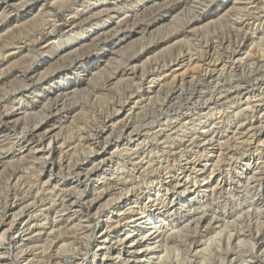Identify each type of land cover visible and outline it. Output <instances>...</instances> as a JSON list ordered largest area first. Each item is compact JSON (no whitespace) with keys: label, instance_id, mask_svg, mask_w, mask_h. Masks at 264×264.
I'll list each match as a JSON object with an SVG mask.
<instances>
[{"label":"rangeland","instance_id":"rangeland-1","mask_svg":"<svg viewBox=\"0 0 264 264\" xmlns=\"http://www.w3.org/2000/svg\"><path fill=\"white\" fill-rule=\"evenodd\" d=\"M185 1L0 0V122L10 129L0 133V264H139L137 258L145 264H264L260 169L244 175L254 158L264 164L258 145L264 141V86L258 82L264 72V1L255 10L242 0ZM201 14L205 18L196 22ZM121 29L123 36L133 35L132 43L116 49L121 54L99 57L101 49L122 39L114 38ZM104 37L113 41L105 44ZM92 38L102 39L97 52ZM211 44L213 62L206 76L208 62L202 61ZM64 47L62 56L54 55ZM81 54L88 56L76 67L100 62V77L97 71L94 78L70 66ZM28 72L35 76L33 83L23 79ZM153 72L142 88V75ZM182 73L185 82L175 83ZM74 81L81 83L77 96L49 92ZM26 85L37 93L29 96ZM120 101L128 104L120 109ZM20 104L28 109L19 110ZM40 120L47 122L43 133L50 129L47 138L53 136L61 147L31 154L21 150L17 138ZM60 158L64 165L48 184L50 172L41 165ZM100 162L103 167H97ZM200 165H209L205 176L218 170L212 184L204 181ZM93 167L106 174L97 185L87 174ZM168 177L174 180L171 186ZM222 177L226 186L218 182ZM248 177L253 178L249 187L239 185ZM145 193L172 211L180 208L179 201L194 199L192 217L179 220L176 215L171 226L163 223L155 235L157 249L149 252L147 239L141 245L132 233L140 229V218L156 214L150 206L143 215L137 211ZM23 207L13 225L14 213ZM102 246L111 248L105 257ZM124 248L133 257L119 258ZM147 253L150 259L142 262Z\"/></svg>","mask_w":264,"mask_h":264},{"label":"bare ground","instance_id":"bare-ground-1","mask_svg":"<svg viewBox=\"0 0 264 264\" xmlns=\"http://www.w3.org/2000/svg\"><path fill=\"white\" fill-rule=\"evenodd\" d=\"M60 1V0H59ZM125 1V0H124ZM127 1V0H126ZM129 1V0H128ZM188 1V0H187ZM187 1H185V3H187ZM191 1V0H190ZM243 1H245L246 2V4H248V5H250L251 6V9L252 10H255L256 8H257V6H258V4H259V0H242V2ZM264 1V0H263ZM199 2H201V1H199ZM120 3H121V1H120ZM123 3H125V2H123ZM197 3V2H196ZM204 3V2H203ZM191 4V3H190ZM123 5V4H122ZM198 5V4H197ZM124 6V5H123ZM114 7V6H113ZM115 8V7H114ZM110 9V8H109ZM112 9V8H111ZM115 9H117V8H115ZM115 9H112V10H114L115 11ZM119 10H120V7L118 8ZM194 11V10H193ZM118 12V11H117ZM1 15V14H0ZM254 15V14H253ZM205 14H201V15H199V17H198V20H195L196 22H200V21H202L204 18H205ZM92 18H94V17H92ZM128 18V17H127ZM162 18V17H161ZM248 18V17H247ZM259 18H261V19H263V17L262 16H260L259 15ZM258 18V19H259ZM84 20V19H83ZM93 20V19H92ZM257 20V19H256ZM81 21V20H80ZM86 21V20H85ZM124 22H125V20H123ZM128 21V20H127ZM45 22V21H44ZM84 22V21H83ZM87 22V21H86ZM123 22V23H124ZM159 22V21H158ZM158 22H156V23H158ZM194 22V21H193ZM223 22V21H222ZM262 22V21H261ZM85 23V22H84ZM77 24V23H76ZM80 24V23H79ZM81 25V24H80ZM118 25V24H117ZM119 25H121V24H119ZM123 25V24H122ZM129 25V24H128ZM126 26V25H125ZM190 27H192V26H190ZM117 28V27H116ZM115 28V29H116ZM127 28V27H126ZM249 28V27H248ZM17 29V28H16ZM243 29V28H242ZM106 30V29H105ZM129 30V29H128ZM107 31H109V30H107ZM110 31H112L111 29H110ZM116 31H117V29H116ZM113 32V31H112ZM115 32V31H114ZM113 32V33H114ZM109 33V32H108ZM117 33V32H116ZM119 34L118 35H114V38L115 37H118V36H122V39H118L119 41L118 42H116L115 44H112V46L111 47H106V48H104V49H101L98 53H97V55L99 56V57H101V58H105V59H108L109 57H111V56H114V55H116V54H118V53H120L121 54V52L119 51H116V49H118V48H120L121 46H126V45H128L129 44V42H131L130 40H131V38H132V36H131V38L130 37H127L126 35L125 36H123L122 34L123 33H125V30H120V32H118ZM127 34V33H126ZM156 34V33H155ZM99 35V34H98ZM98 35H97V37H98ZM101 35V34H100ZM104 35H106V32H105V34ZM110 35V34H109ZM109 35H107V36H109ZM221 35V34H220ZM235 35V34H234ZM246 36V35H245ZM96 37V36H95ZM103 37V36H102ZM101 37V38H102ZM23 38V37H22ZM89 37H85L84 39H88ZM100 38V39H101ZM105 39L103 40L104 41V43L106 44V43H108V42H111V41H113V38L112 39H110V37H104ZM93 39V38H92ZM98 39L99 38H95V39H93V43L95 42V47L97 48V50H96V52L98 51V44L101 42V40H99L98 41ZM185 39V38H184ZM220 39V38H219ZM25 40V39H24ZM80 41V40H79ZM79 41H76L77 43H79ZM85 41V40H84ZM92 41V40H91ZM222 41V40H221ZM223 42V41H222ZM73 43V45H75V43H74V41L72 42ZM71 43V44H72ZM83 43V42H82ZM132 43V42H131ZM143 43V42H142ZM215 43V42H214ZM219 43V42H218ZM228 43V42H227ZM18 44V43H17ZM84 44H85V42H84ZM223 44V43H222ZM50 45H53L52 43H50ZM72 45V46H73ZM79 45H80V43H79ZM137 46V45H136ZM215 46V45H214ZM212 44L208 47V46H206V47H208L207 48V50H206V53H205V58L203 59V61H202V63H206V62H208V64L206 65V64H204L203 66L205 67L206 66V69L204 70L205 72H204V74L207 76V73L209 72V67H210V65H212V56H211V51L213 50V47H214ZM237 46V45H236ZM102 47V46H101ZM86 49H87V47H86ZM99 49H100V47H99ZM121 49V48H120ZM217 49H218V47H217ZM216 49V50H217ZM53 50V49H52ZM68 49L66 48V47H64V48H60L59 50H55L56 52H55V54L54 55H57V56H62L66 51H67ZM77 50V49H76ZM93 50V49H92ZM91 50V51H92ZM94 50V51H95ZM215 50V49H214ZM88 51V50H87ZM86 51V52H87ZM188 51H190V50H188ZM89 52V51H88ZM215 52V51H214ZM251 52V51H250ZM217 53V52H216ZM85 54V53H84ZM212 54H214V53H212ZM232 54H233V51H232ZM235 55H236V53H234ZM233 54V55H234ZM239 54V53H238ZM81 55H83V54H81ZM89 55H90V52H89ZM168 55V54H167ZM189 55V54H188ZM217 55V54H216ZM234 55V56H235ZM69 56V55H68ZM86 56H88V55H83V56H80V55H78L77 56V58L75 59V60H73L72 62H71V64H70V66H74L75 67V70H78V71H80L79 73H83L82 75H84L85 73H87V75H95L96 74V77H97V74H98V72L99 71H101L100 69H101V67L103 66V65H101V64H97L96 63V65H94V66H85V65H82L80 68L79 67H76V66H78V64H81L82 63V61L84 60V58L86 57ZM234 56H233V58H234ZM52 57V56H51ZM64 57V56H63ZM70 57V56H69ZM202 57V56H201ZM235 57H237V56H235ZM262 57V56H261ZM67 58V57H66ZM228 58V57H227ZM248 58V57H247ZM245 59V58H244ZM249 59V61L251 60V58H248ZM68 60V59H67ZM231 60V59H230ZM246 60V59H245ZM263 60V59H262ZM248 61V62H249ZM261 61V60H260ZM65 62V61H64ZM63 62V63H64ZM178 62V61H177ZM191 62V61H190ZM236 62V61H235ZM209 63H211V64H209ZM247 63V62H246ZM67 64H68V62H67ZM253 65V64H252ZM259 65V64H258ZM152 66V65H151ZM163 66H164V64H163ZM163 66H161V67H163ZM166 66V65H165ZM200 66V65H199ZM198 66V67H199ZM66 67V66H65ZM236 67V66H235ZM239 67V66H238ZM200 68H202L201 66H200ZM251 68V67H250ZM12 69V68H11ZM162 69V68H161ZM196 69V68H195ZM198 69V68H197ZM211 69V68H210ZM221 69H223V67L221 68ZM225 69V68H224ZM259 69V68H258ZM257 69V70H258ZM102 70H103V68H102ZM155 70V69H154ZM212 70V69H211ZM97 71V73H95ZM126 69H124V71L122 70V71H120L118 74H116V76H120V75H123V74H125L126 73ZM144 71H145V69H144ZM151 71H153V70H151ZM156 71V70H155ZM154 71V72H155ZM160 71V70H159ZM212 71H216V70H212ZM221 71V70H220ZM219 71V72H220ZM260 71V70H259ZM102 72V71H101ZM154 72H153V74L151 73V75L149 74H143L142 75V77L140 78V86L143 88L144 87V85H146V81L147 80H149L152 76H154L155 74H154ZM222 72V71H221ZM95 73V74H94ZM103 73V72H102ZM146 73H147V71H146ZM148 73H149V71H148ZM212 72H210V74H211ZM250 73V72H249ZM52 74V73H51ZM258 74V73H257ZM79 75V74H78ZM178 75V74H177ZM176 75V76H177ZM204 75V76H205ZM212 75V74H211ZM258 75H261L260 76V78H262V79H260L259 81H258V79H257V81L259 82V85L260 86H264V72H263V70H261V72L258 74ZM54 76H56V74H54ZM100 76H101V74H100ZM99 76V74H98V77H100ZM175 76V80H174V82L175 83H184L185 82V80H186V74L184 73H182V75H178L177 77ZM193 76V75H192ZM213 76V75H212ZM48 77V76H47ZM97 77V78H98ZM115 77V76H114ZM39 78V77H38ZM80 78V77H79ZM94 78H95V76H94ZM23 79L25 80V81H27V82H31V83H33L34 82V80H35V76H34V74L33 73H30V72H28L27 74H25L24 76H23ZM44 80V79H43ZM193 80V79H192ZM200 80V79H199ZM24 81V82H25ZM38 81V80H37ZM41 81V80H40ZM156 80H151V82L149 83V84H154V83H156L155 82ZM195 81V80H194ZM204 81V80H203ZM231 81V80H230ZM235 82V81H234ZM23 83V82H22ZM137 83V82H136ZM253 83V82H252ZM251 83V84H252ZM25 84V83H24ZM80 82L79 81H74V82H71V83H69L67 86L65 85V84H58V85H56V87H54L53 89L51 88V89H49V92L50 91H52L53 90V92L54 93H57V92H63V94L65 93V96H67L68 97V95H74V96H77V94L79 95V86H80ZM256 86V85H255ZM22 87V86H21ZM31 87V85H26L25 86V88H30ZM24 88V87H23ZM182 88V87H181ZM209 88V87H208ZM253 88V87H252ZM252 88H251V91H252ZM33 89V87H31V89H30V91L28 92V95L29 96H34L36 93H37V91L38 90H32ZM184 89V88H183ZM243 90H245V89H243ZM130 91V90H129ZM128 91V92H129ZM162 91V90H161ZM238 91H239V89H238ZM249 91V90H248ZM14 92V91H13ZM131 92V91H130ZM40 93V92H39ZM254 93V92H253ZM48 95V90L46 89V90H44V96L45 95ZM42 95V96H43ZM61 95V94H60ZM62 96H64V95H62ZM56 97H58V96H56ZM64 98V97H63ZM264 98V97H263ZM66 99V98H65ZM2 100V99H1ZM150 100V99H149ZM260 100V99H259ZM156 101V100H155ZM48 102V101H47ZM71 103V102H70ZM120 103H122L121 101L119 102V103H117V104H120ZM250 103V102H249ZM28 104V103H27ZM47 104V103H46ZM68 104V103H67ZM98 104V103H97ZM124 104H128V103H126V101H125V103H122V104H120V105H117V107L119 106H121L120 107V109H122L123 108V105ZM58 105V104H57ZM66 105V104H65ZM79 105V104H78ZM115 105H116V103H115ZM260 105V104H259ZM51 106V105H50ZM170 106V105H169ZM228 106V105H227ZM21 109H19V110H23V109H28V108H26L24 105H22V104H20V106H19ZM57 107V106H56ZM116 107V106H115ZM126 107V106H125ZM46 108V107H45ZM59 109V108H58ZM71 109V108H70ZM107 109V108H106ZM110 109V108H109ZM17 110V109H16ZM53 110V109H52ZM58 112L60 111V110H57ZM62 111H63V109H62ZM119 111L120 110H118L117 111V113H119ZM115 112V111H114ZM26 113V112H25ZM28 113V112H27ZM51 113H52V111H51ZM57 113V112H56ZM143 113V112H142ZM114 114H116V113H114ZM131 114V113H130ZM27 115V114H26ZM38 115V114H37ZM219 115V114H218ZM206 117V116H205ZM209 117V116H208ZM254 117V116H253ZM258 116H256V118H257ZM28 118V117H27ZM145 118V117H144ZM261 118V117H260ZM106 119H108V118H106ZM141 119V118H140ZM157 119V118H156ZM262 119H264L263 117L261 118V120ZM24 120V119H23ZM254 120V119H253ZM44 120H40L37 124L35 123V121H34V123L36 124L33 128H31L30 130H29V128H28V130H26V131H28L27 133H26V131L24 130L23 132H25V134L21 137V138H17V141L18 142H16L18 145H19V148L21 149V150H24V149H26V150H28V152L31 154L32 152H35L34 150H41V149H45L46 147H48V148H50V147H55V148H59V147H61V146H59V143L60 142H58V141H56L55 139H53V136H52V138H47L48 137V131H50V129L49 130H47L46 132H44L43 133V130H44V127H45V124L47 123V122H43ZM148 121V120H147ZM14 122V121H13ZM110 122V121H109ZM252 122V121H251ZM254 122V121H253ZM8 123V122H7ZM261 123V122H260ZM10 124H11V122H10ZM16 124V123H15ZM96 124V123H95ZM98 124V123H97ZM104 124V123H103ZM107 124V123H106ZM124 124V123H123ZM181 125V124H180ZM5 125L3 124V123H1L0 122V133L1 134H3V133H7V132H9V128L8 129H6V127L8 126H6V127H4ZM105 126V125H104ZM113 126H115L114 124L112 125V127H111V129L112 128H114ZM127 126V125H126ZM151 126V125H150ZM55 127V126H54ZM108 127H110V126H108ZM118 127V126H117ZM173 127V126H172ZM182 127V126H181ZM15 128V127H14ZM104 128V127H103ZM107 128V127H106ZM119 128V127H118ZM127 128V127H126ZM140 128V127H139ZM141 128H142V126H141ZM253 128V127H252ZM54 129V128H53ZM160 129V128H159ZM172 129L173 128H171V131H172ZM52 130V129H51ZM209 130V129H208ZM211 130V129H210ZM209 130V131H210ZM14 131V130H13ZM104 131V130H103ZM109 131V130H108ZM113 131V130H112ZM124 131H125V129H124ZM138 131H139V129H138ZM207 131V130H206ZM205 131V132H206ZM50 133V132H49ZM99 133V132H98ZM105 133V132H104ZM192 133V132H191ZM207 133V132H206ZM101 134V133H100ZM248 134V133H247ZM258 135V134H257ZM60 136V135H59ZM208 136V135H207ZM255 136V135H254ZM56 137H58V136H56ZM55 137V138H56ZM203 137H205V136H203ZM209 137V136H208ZM164 139V138H163ZM203 140L205 139V138H202ZM214 139V138H213ZM257 139V141L259 142V138H256ZM59 140V139H58ZM191 142V141H190ZM252 143V142H251ZM253 144V143H252ZM58 145V146H57ZM60 145H62V144H60ZM106 145V144H105ZM258 145H259V147L261 146L263 149H264V141H263V143H262V145H261V143L259 144L258 143ZM12 146V145H11ZM258 147V146H257ZM54 148V149H55ZM75 148V147H74ZM102 148V147H101ZM138 148V147H137ZM162 148V147H161ZM60 149H62V148H60ZM262 149V150H263ZM11 150V149H10ZM20 150V151H21ZM258 151H260V150H258ZM264 151V150H263ZM7 156V155H6ZM206 156V155H205ZM259 156V155H258ZM124 157V156H123ZM218 157V156H217ZM37 159H38V157H37ZM48 159V158H47ZM47 159H45V161H43L44 162V164H42L41 165V163H42V161H41V163H39L41 166H42V168L44 167V170L45 169H47V170H49L48 172H50V176H49V179H48V184H49V182H50V184H51V180H52V173L57 169V168H59V167H61L62 165H64V163H63V159L62 158H60L58 161H56V160H53V161H51L50 162V164L49 165H46L47 163ZM62 159V160H61ZM202 159V158H201ZM40 160V159H39ZM43 160V159H42ZM108 160V159H107ZM112 160V159H111ZM261 160V158L259 157V160L258 159H255L254 158V160H251V161H249V163H247L246 165H245V172H244V175H249V172L251 171H255V170H259L260 169V174H259V176H260V179H257L260 183V186H259V189L257 190L258 191V194H257V197H259L260 196V194L262 193V192H264V183L262 182V181H260L261 179L263 180L264 178H262L263 176H264V162L262 163L263 165H261V164H259L258 162ZM110 161V160H109ZM183 161V160H182ZM221 161V160H220ZM263 161V160H262ZM37 162V161H36ZM103 162H104V160H103ZM103 162H100V163H98V165H97V167L98 166H100V167H103L102 166V163ZM116 162V161H115ZM194 162V161H193ZM218 162V161H217ZM106 163V162H105ZM105 163H104V165H105ZM9 164V163H8ZM36 164V163H35ZM120 164V163H119ZM245 164V163H244ZM244 164H242V165H244ZM33 165V164H32ZM95 165V164H94ZM261 165V166H260ZM8 166V165H7ZM84 166V165H83ZM201 166V169H200V167H199V172H201L203 175L205 174L206 175V172L207 171H209V168H208V166L209 165H200ZM38 167V166H37ZM99 167V168H100ZM242 167V166H241ZM41 168V167H40ZM70 168V167H69ZM96 168V167H95ZM94 167H93V169L91 170V171H88V175H90V174H93L94 175V177L95 178H93V179H91V181L92 182H94L96 185L99 183V180H101L100 179V177L102 176V175H106L105 174V172H102V173H99L100 172V170H94L95 169ZM196 168V167H195ZM243 169V168H242ZM22 170V169H21ZM94 170V171H93ZM105 170V169H104ZM103 170V171H104ZM196 170V169H195ZM215 168H213V170H211L210 171V173H209V175H207V176H205L204 175V181H207L208 180V182H211V184H212V182L214 181V179L219 175H217V176H215L216 174H215V172H217L218 170H216ZM41 171H42V169H41ZM126 171V170H125ZM43 172V171H42ZM45 172V171H44ZM43 172V173H44ZM223 172V171H222ZM256 172V171H255ZM219 173V172H218ZM170 174V173H169ZM208 174V173H207ZM223 174V173H222ZM229 174V173H228ZM87 175V176H88ZM33 176V175H32ZM92 176V175H91ZM173 177V176H172ZM225 177V176H224ZM242 177H244V176H242ZM249 177H251V176H249ZM245 178V179H247V180H239L240 181V183H239V185L240 184H242V185H244V186H246V187H249V185L248 184H250L251 183V181H252V179L253 178ZM192 178V177H191ZM19 179V178H18ZM174 179H176V178H174ZM178 180H179V178H178ZM122 181V180H121ZM247 181V182H246ZM254 181V180H253ZM101 182V181H100ZM174 182V180H173V178L171 179L170 177H168V179H167V184H169V186H171L170 184L171 183H173ZM218 182H222V183H224V184H221V185H227V180L224 178L223 179V177L220 179V178H218ZM119 183V182H118ZM179 183V182H178ZM181 183V182H180ZM258 183V182H257ZM19 184V183H18ZM238 184V183H237ZM22 185V184H21ZM20 185V186H21ZM104 185V184H103ZM153 185V184H152ZM179 185V184H178ZM218 185V184H217ZM229 185V184H228ZM241 185V186H242ZM13 186V185H12ZM43 186V185H42ZM154 186V185H153ZM182 186H183V184H182ZM230 186L232 187V186H234L233 185V183H230ZM241 186L239 187V189L241 188ZM14 187V186H13ZM17 186H15V188H16ZM25 187V186H24ZM32 187V186H31ZM150 187H151V185H150ZM23 188V187H22ZM34 188V187H33ZM100 188V187H99ZM112 188V187H111ZM175 188H179V187H175ZM187 188V187H186ZM217 188V187H216ZM120 189V188H119ZM246 189V188H245ZM19 190V189H18ZM24 190V188L22 189V191ZM29 190V189H28ZM106 190V189H105ZM116 190V189H115ZM42 191V190H41ZM96 191V188H94V192ZM207 191V190H206ZM205 191V192H206ZM229 191V190H228ZM232 191V190H231ZM238 191V190H237ZM247 191V190H246ZM176 192V191H175ZM187 192H188V189H185L183 192H182V194H183V196L184 195H186L187 194ZM213 192V191H212ZM19 193H21V191H19ZM18 193V194H19ZM95 193H97V192H95ZM94 193V194H95ZM186 193V194H185ZM13 194V193H12ZM167 194V193H166ZM215 194V193H214ZM20 195V194H19ZM130 195V194H129ZM163 195V194H162ZM178 195H179V193H178ZM81 197L83 196V194H81L80 195ZM99 196V195H98ZM182 196V195H181ZM15 197V196H14ZM89 197V196H88ZM87 197V198H88ZM101 197V196H100ZM16 198V197H15ZM35 198V197H34ZM33 198V199H34ZM18 199V198H17ZM24 199V198H23ZM101 199V198H100ZM251 199V198H250ZM118 200V199H117ZM35 201V200H34ZM49 201V200H48ZM193 201H194V199L192 198V199H190L189 201L188 200H183L182 202L181 201H179L181 204H180V208H177V209H174L173 211L171 210V205H168L167 203H165V201H161V200H159V198H157L156 197V195H152V194H150V193H145L144 194V196L140 199V202L141 203H144V205H143V207L141 208L140 206L137 208V211H139L138 213L139 214H142L141 213V211H144V212H146V209H148V206H150V207H153V209H155V211H156V214H155V217L154 218H151V216H150V218L147 216V217H144L143 216V218H140L139 220H142L139 224H141V226H140V229L139 230H135L134 232H132L133 234H135L137 237L139 236L141 239L140 240H138L139 241V243L141 244L142 242H143V240H145V239H147V241L146 242H144V244H145V251H147V252H149V250H156L157 248H156V244H157V241H156V237H155V235L156 234H158L159 232H160V230L161 229H164V227H163V223H166V225L167 226H171V222L172 221H176V215H178L179 216V220H181V219H185V220H189L190 219V217H192L191 215H192V211H191V207H192V204H193ZM258 201H260V203L261 204H263L264 205V200H260V199H258ZM171 203H173L172 201H171ZM14 207H15V204H13V205H10L7 209H8V212H12L13 210H14ZM72 207V206H71ZM21 209H23V211H21V212H19V213H14V221L12 222V224L14 225L15 223H16V221H17V219L18 218H20L21 216H23V214H24V207L23 208H21ZM35 209V208H34ZM193 209V208H192ZM209 209V208H208ZM256 209V208H255ZM259 209H261V208H259ZM263 209V208H262ZM184 210V211H183ZM249 210V209H248ZM34 211V210H33ZM136 211V210H135ZM149 211V210H148ZM202 211V210H201ZM255 211V210H254ZM247 212V211H246ZM258 212V211H257ZM35 213V212H34ZM59 213V212H58ZM205 213V212H204ZM248 213V212H247ZM259 214V213H258ZM143 215V214H142ZM205 215V214H204ZM262 215V214H261ZM146 216V215H145ZM138 217V216H137ZM140 217H141V215H140ZM204 217V216H203ZM146 218H148L149 220H146ZM172 218H174L172 221H169L170 219H172ZM122 219V218H121ZM196 219V218H195ZM200 220H201V218H199ZM13 220V219H12ZM178 220V221H179ZM192 220H194V219H192ZM147 221H149V222H147ZM127 222V221H126ZM197 222V221H196ZM237 222V221H236ZM148 225L147 227H148V229H145V230H148V231H144L143 233H141L143 230H144V227H143V225ZM160 224V225H159ZM221 224V223H220ZM259 224V223H258ZM43 225V224H42ZM118 225V224H117ZM248 225V224H247ZM202 226V225H201ZM241 226V225H240ZM178 228V227H177ZM172 231V230H171ZM178 232V231H177ZM255 232V231H254ZM49 233V232H48ZM26 234V233H25ZM165 234V233H164ZM76 235V234H75ZM5 236H6V234H5ZM119 237V236H118ZM27 238V237H26ZM235 239V238H234ZM0 240H2V239H0ZM111 240V239H110ZM155 240V241H154ZM109 241V240H108ZM123 240H121V239H119V242L117 241V243H121ZM151 241H153L152 242V244H150V243H148V242H151ZM230 241V240H229ZM104 242H107V239L104 241ZM239 242V241H238ZM262 242V241H261ZM240 243V242H239ZM154 244V246H152ZM237 244V243H236ZM252 244V243H251ZM106 245V243H103V246H105ZM142 245V244H141ZM250 245V244H249ZM102 246V247H103ZM215 246V245H214ZM218 246V245H217ZM246 246H248V245H246ZM160 247V246H159ZM62 248V247H61ZM156 248V249H155ZM24 249V248H23ZM78 249V248H77ZM98 249V248H97ZM103 250L104 249H106V252H104L103 253V256L105 257V255L107 254V250H111V248H108V247H103L102 248ZM125 249V250H124ZM124 249H122V250H118V253H117V255H118V257L120 258V257H122V256H127V257H133V255H131L132 253L129 251V249H126V248H124ZM219 249H221V248H219ZM263 249V248H262ZM69 250V249H68ZM101 250V249H100ZM174 250V249H173ZM165 251H167V249L165 250ZM208 251V250H207ZM144 252V251H143ZM261 252V251H260ZM141 253V252H140ZM23 254V253H22ZM20 256V255H19ZM22 256V255H21ZM108 256V255H107ZM148 256H149V253H147V255L146 256H144L143 258H142V262L143 261H145L146 259L147 260H149L150 258H148ZM1 257H3V255H1ZM23 257V256H22ZM151 257V256H150ZM104 259V258H103ZM44 260V259H43ZM206 260V259H205ZM107 261V260H106ZM136 261H138L139 262V264H145V263H141V260H140V258H137V260ZM127 262V261H126ZM174 262V261H173ZM176 262V261H175ZM50 263V262H49ZM99 263V261L97 262V264ZM117 263V262H116ZM235 263V262H234ZM54 264V263H53ZM77 264V263H76ZM95 264H96V262H95ZM101 264V263H100ZM187 264V263H186ZM205 264V263H204Z\"/></svg>","mask_w":264,"mask_h":264}]
</instances>
